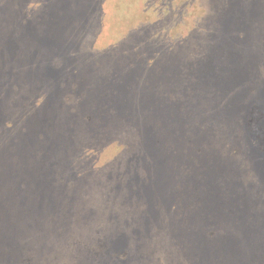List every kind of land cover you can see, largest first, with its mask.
I'll return each mask as SVG.
<instances>
[{
	"label": "rangeland",
	"instance_id": "rangeland-1",
	"mask_svg": "<svg viewBox=\"0 0 264 264\" xmlns=\"http://www.w3.org/2000/svg\"><path fill=\"white\" fill-rule=\"evenodd\" d=\"M0 264H264V0H0Z\"/></svg>",
	"mask_w": 264,
	"mask_h": 264
}]
</instances>
